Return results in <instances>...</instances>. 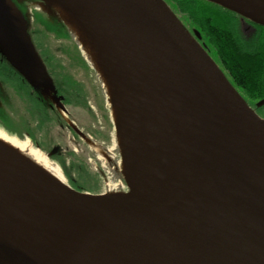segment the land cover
<instances>
[{
  "label": "water",
  "instance_id": "95a60500",
  "mask_svg": "<svg viewBox=\"0 0 264 264\" xmlns=\"http://www.w3.org/2000/svg\"><path fill=\"white\" fill-rule=\"evenodd\" d=\"M50 1L94 24L109 46L115 80L136 113L122 108L113 120L128 191L145 165L136 147L146 149L152 131L166 158L158 173L164 198L82 192L0 155V264H92L95 256L108 264H261L263 248H246L233 222L264 230L247 187L248 165L264 152V119L164 0ZM208 1L264 25V0ZM34 46L29 17L0 0V55L35 89L53 93L71 130L111 161L70 117Z\"/></svg>",
  "mask_w": 264,
  "mask_h": 264
},
{
  "label": "flooded vegetation",
  "instance_id": "af4514ba",
  "mask_svg": "<svg viewBox=\"0 0 264 264\" xmlns=\"http://www.w3.org/2000/svg\"><path fill=\"white\" fill-rule=\"evenodd\" d=\"M15 1L21 2L20 6L21 8L23 7L22 10L27 14L29 13L27 7L29 4L28 0ZM164 1L171 8V5L168 3V0ZM215 6L230 21L233 34H235L236 36L235 40L237 39L239 42H241L243 46H245V48H249L250 50L254 51L260 58V78L263 81V85L261 87L262 90H254L253 88L256 87H253L252 84H250L249 82L241 84L237 80L232 70L230 71L229 69H224L222 65V60L218 59V57L217 59L213 58L212 56L211 57L215 60V62L218 64L220 69L223 71V73L226 75V77L235 87V89L239 91V94L247 102L249 108L254 110L259 117L264 119V104L261 106L259 105V103L264 100V25L253 22L250 19L245 18L242 15L229 9H223L221 8V5L216 4ZM171 9L173 10V8ZM32 15L34 16V19L37 15H40L41 17H46L40 12H33ZM180 20L182 21L185 28L196 39L197 37L195 35V32L197 29L195 27L192 28L185 21V19ZM36 29L38 30L37 33ZM38 32V36H41L43 33L46 34V37H49L51 35L56 37L53 32L47 29L46 25H43L41 22L36 23L35 20V22L32 23L30 28L32 39L35 38L34 35L38 34ZM202 39H204L202 36L201 38L197 39L201 45ZM48 46L49 45L47 44L45 45V47ZM36 47L38 49V53L41 59L45 64L47 73L53 81L55 87L54 91H56V95L61 98L62 104L69 111L70 117L77 122L78 127L81 129V131L85 134H89V130H86V127L84 128L79 122L80 119L78 118V116L75 117L76 115L74 116L71 113L72 111L69 109L72 106L73 108H75L76 104L80 105V103H78V101L75 100L76 98L73 96L74 93L72 92L71 81L77 82L78 85L80 84V87L82 88L80 93L81 95H84L85 87L83 86H85V84L80 81L78 82V79H76L74 75L67 71L66 67L62 66V64L58 65L57 63L56 65L55 63H53V61L51 60V56H53L54 54L53 51L48 50L50 53L48 56H45V54L42 53L43 50L41 49V47ZM55 58L58 59L57 57ZM54 61L56 62L55 59ZM1 64L4 66L1 67ZM0 69H3L0 70V98L3 99L2 101H0V106L4 107V112H6L8 116L16 120L18 117L16 108L19 107V117H22L25 122V124L21 126L19 131L16 130L17 133H14V135H18V137L21 138L31 139L36 145V147L41 149V151L46 154L55 151L49 157V159L55 160L57 165H59V167L61 168V171L65 173L68 181H76L75 178L67 176L66 167L69 166L71 163L70 158L67 157L71 153V151L74 153L73 156H78V158L82 159V161L84 162L87 161V157L89 155L94 157L96 156L97 159V154L95 152H87L86 149L88 145L84 142V140H82L80 135L71 130V128L67 125V122L63 118L60 110L52 101L51 96H53V93H51V95L42 94L39 90L31 86L22 75H20L15 69H13L9 65V63L5 59H2L1 57ZM80 101L82 103L85 102V98ZM68 132L72 137H70ZM96 142L101 146L105 147L104 137L102 135H100L99 138L96 137ZM72 143L77 146L78 150L72 148Z\"/></svg>",
  "mask_w": 264,
  "mask_h": 264
},
{
  "label": "bare ground",
  "instance_id": "6f19581e",
  "mask_svg": "<svg viewBox=\"0 0 264 264\" xmlns=\"http://www.w3.org/2000/svg\"><path fill=\"white\" fill-rule=\"evenodd\" d=\"M47 3L61 17L64 25L66 24L65 26L69 28L71 35L74 37L76 45L82 49L85 58L96 69L101 80V86L104 88L106 94L109 95L110 101L111 98L117 97V102L110 108L113 120L117 121V119H120L121 114L119 113L122 108L136 115L133 105L126 99L125 88L123 85H120V87L117 79L115 80V76L113 75L115 62L113 61L109 46L99 41L100 39H97V27L94 24L83 22L71 10L57 1L48 0ZM150 134H152L150 135V141L146 140V149H141L139 148L140 146L136 147L138 148L137 153L141 150L145 162L144 167L139 169L141 178L137 180V184L132 191L127 193L114 192L113 195L146 203L163 202L164 187L158 173L165 172L167 168L164 163L166 158L164 154L161 157L160 148L155 141L152 131ZM143 137V134L139 135V138H142L141 140H143ZM118 139L121 140L119 136ZM131 142L130 140L129 143ZM94 150L101 154L102 149L100 147L94 146ZM0 155L5 159L33 168L40 171V173L65 182V178L60 172L59 167L53 163L51 164L47 154L38 149L31 140H17L16 137L8 135L2 129H0ZM254 156L252 160L254 162L248 165L250 179H247V187L252 200L257 205V209L262 213V224H264V152L257 151L254 153ZM123 169L125 170L126 167ZM233 226L240 235L248 238L246 248L250 249L253 244L252 241H254L264 251V230L261 229V225L256 227L252 224L244 226L234 221ZM259 257L262 259L261 264H264V254ZM92 264H108V261L100 256H95Z\"/></svg>",
  "mask_w": 264,
  "mask_h": 264
},
{
  "label": "rangeland",
  "instance_id": "374dc122",
  "mask_svg": "<svg viewBox=\"0 0 264 264\" xmlns=\"http://www.w3.org/2000/svg\"><path fill=\"white\" fill-rule=\"evenodd\" d=\"M204 1L209 2L208 0H204ZM28 2H29L27 6L29 10L28 16L30 20H32L33 22H35V19L32 14L35 11H41V13H43L49 19L50 18L57 19L58 15L55 14V12H53L51 8L44 6V4H42L41 1L28 0ZM184 18L185 21L192 28L195 27L194 25L192 26L191 24L192 21L186 18V15H184ZM37 31L38 30L36 29V33ZM38 35L39 32L38 34L34 35L35 38L33 39L35 41L34 42L35 45L38 47L40 46L41 49L43 50L42 53L45 54V56L46 55L48 56L50 53L48 50L53 51L54 53L53 56L58 58L60 64H62V66H65L66 70L69 71L72 75H74L76 79H78V82L80 81L83 84H85V86H83L85 87L84 89L85 102L80 104L81 106L74 102L77 105V107L75 105V108H73L72 106L69 109L72 111L71 113L74 116L76 115L75 117L78 116L81 125L84 128L86 127L85 128L86 130L87 129L89 130V134L92 141H96V137L99 138V136L102 135L104 137L105 147L108 148L109 150L107 154L111 157L110 158L111 161H109L102 155H97L99 156L98 158L101 159L100 162L97 161L96 156L94 157L89 155L87 157V161H85L86 167L93 176L91 174L88 175L87 178L90 179L81 181L83 183L81 185L85 187L86 192L89 191L94 193H101L104 191H108L106 188L109 187H111L114 191L120 190V187L115 186V182L119 183V179H122V181L125 182V178H124L125 170L123 169L125 167L124 152H123V148L121 147V142L118 139L117 130L116 128H113L114 125L112 123L110 116V108L112 107L111 101L109 95L106 94L104 88L101 86L102 84L98 73L91 66L85 65L79 59V57H81V59L83 58L82 52L80 51L79 46L76 45V42L73 38L67 40L65 38L57 39L53 35L49 37H46L44 34H42L41 36ZM203 36L205 37V34ZM46 44L49 45L48 46L49 49L44 47ZM2 100L3 99L0 98V101ZM68 134L70 135L69 132ZM70 137L72 136L70 135ZM20 140H29V139L20 138ZM71 146L73 149H78L77 146H75L73 143L71 144ZM93 149H94L93 145H88L86 151L92 153ZM50 163L51 164L53 163L55 165L57 164L54 159H51ZM61 173L65 175L63 171ZM78 174L79 173L72 172L71 175L74 178L77 177L79 178ZM107 183L109 184L108 186H106ZM125 190H129V189H125Z\"/></svg>",
  "mask_w": 264,
  "mask_h": 264
},
{
  "label": "trees",
  "instance_id": "16d2710c",
  "mask_svg": "<svg viewBox=\"0 0 264 264\" xmlns=\"http://www.w3.org/2000/svg\"><path fill=\"white\" fill-rule=\"evenodd\" d=\"M168 3L180 19H185L184 15H186V18L192 21V26L194 25L197 31H199L200 34L202 33L201 36L204 37L203 35L205 34L204 39L201 40L202 46L213 58L217 59L218 57V59L223 61L222 65L225 70H232L241 84L249 82L253 87H256L253 88L254 90H262L263 81L260 78V58L254 51L245 48L241 42L237 39L235 40L236 36L233 34L230 21L216 8V4L204 0H168ZM221 8L224 9V7ZM35 20L36 23L41 22L43 25H46L47 29L53 32L57 38L70 39V34L65 26L56 18L48 19L44 16L41 17L37 15ZM44 35L46 36V34ZM79 59L82 63L87 65L83 58L81 59V57H79ZM51 60L56 65L57 63L61 65L59 60L54 56H51ZM3 66L4 65L1 64V67ZM71 85L72 92L74 93L73 96L76 98L75 100L81 104L82 102L80 100L84 99V95L80 94L82 90L80 84L78 85L77 82L71 81ZM16 110L18 115L17 120L8 116L7 113L4 112V107L0 106V126L4 127L6 131H9L11 134L17 133L16 130L19 131L21 126L25 124L22 117H19V107H17ZM73 155L74 153L71 151L67 157L71 160L70 165L66 167L67 176L73 177L71 175L72 172L79 173V178H75L76 181H71V183L76 189L85 191V187L81 185L83 184L81 181L89 180L90 178L87 177L91 172H89L86 163L82 161V159Z\"/></svg>",
  "mask_w": 264,
  "mask_h": 264
}]
</instances>
